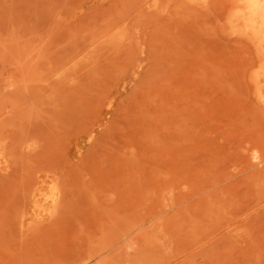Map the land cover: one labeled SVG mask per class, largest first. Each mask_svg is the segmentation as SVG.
<instances>
[{"label":"rangeland","instance_id":"1","mask_svg":"<svg viewBox=\"0 0 264 264\" xmlns=\"http://www.w3.org/2000/svg\"><path fill=\"white\" fill-rule=\"evenodd\" d=\"M230 1L0 0V264H264Z\"/></svg>","mask_w":264,"mask_h":264},{"label":"bare ground","instance_id":"2","mask_svg":"<svg viewBox=\"0 0 264 264\" xmlns=\"http://www.w3.org/2000/svg\"><path fill=\"white\" fill-rule=\"evenodd\" d=\"M228 22L242 32L251 34L255 43L262 47L255 78L261 83L260 96L264 100V0H231Z\"/></svg>","mask_w":264,"mask_h":264}]
</instances>
